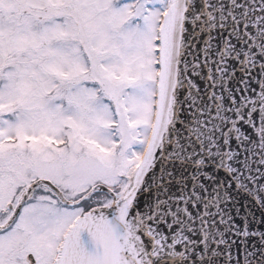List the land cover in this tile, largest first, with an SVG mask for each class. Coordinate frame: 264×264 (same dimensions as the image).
I'll use <instances>...</instances> for the list:
<instances>
[{
    "label": "snow or ice",
    "instance_id": "obj_1",
    "mask_svg": "<svg viewBox=\"0 0 264 264\" xmlns=\"http://www.w3.org/2000/svg\"><path fill=\"white\" fill-rule=\"evenodd\" d=\"M0 264H264V0H0Z\"/></svg>",
    "mask_w": 264,
    "mask_h": 264
}]
</instances>
